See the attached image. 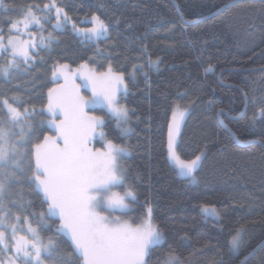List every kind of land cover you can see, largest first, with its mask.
Returning a JSON list of instances; mask_svg holds the SVG:
<instances>
[{
  "label": "trees",
  "instance_id": "obj_1",
  "mask_svg": "<svg viewBox=\"0 0 264 264\" xmlns=\"http://www.w3.org/2000/svg\"><path fill=\"white\" fill-rule=\"evenodd\" d=\"M52 2L3 0L7 12L0 24L7 27L29 8L42 15ZM55 3L69 23L55 30L56 12H48L49 45L38 48L29 65L0 78V124L14 133L13 141L21 139L20 130L8 123L4 100L22 114L28 109L20 122L25 136L35 132L34 144L55 135L44 123L48 89L56 84L54 69L86 63L99 72L111 67L126 77L128 92L120 103L129 111L131 133L124 134L104 109L91 112L105 119L103 140L128 150L122 166L136 194V211L141 218L151 208L164 235L163 244L150 249L147 264H166L171 257L179 264H264V0ZM94 15L108 25V35L88 41L75 30L89 27ZM209 67L213 70L206 73ZM176 106L187 109L179 154L191 160L203 153L195 185L178 174L168 157V125ZM103 140L97 139L95 148H104ZM34 170L33 157L19 170L9 169L16 179L6 182L0 216L7 214V224L19 216L20 229L30 223L43 243L54 241L56 251L45 256L47 264H61L60 258L75 261L61 220L48 215V202L30 182ZM202 207L217 209L219 218L204 216ZM237 230L242 242L235 251L229 241Z\"/></svg>",
  "mask_w": 264,
  "mask_h": 264
},
{
  "label": "snow or ice",
  "instance_id": "obj_2",
  "mask_svg": "<svg viewBox=\"0 0 264 264\" xmlns=\"http://www.w3.org/2000/svg\"><path fill=\"white\" fill-rule=\"evenodd\" d=\"M0 6H3V0H0ZM44 8L49 13L55 10V27H61L63 9L56 5L55 0L44 5ZM68 19L64 15V22ZM8 23L10 33L19 30V22L9 20ZM23 23L25 27L33 23L43 27L41 19L31 8L25 13ZM91 23L92 28L80 31L90 39L107 35L108 25L98 16H92ZM3 39L0 29V48H4ZM43 41L42 37L40 45L30 44L9 35L7 47L11 49L12 60L7 65L0 66V73L7 77L10 69L18 68L19 65L15 63L17 57L23 58L25 64H28L32 59L29 47H40ZM81 68L86 69L87 65H81ZM212 70L209 67L205 71L207 73ZM58 73L53 71V76L57 80L59 76H63L64 83L48 89L47 112L53 119L44 122L53 129L55 135H44L42 140L33 144L31 138L35 132L29 131L25 136L24 129L21 128L18 134L21 139L13 141L14 133L0 124V199L5 192L6 182H15L16 179V172L9 169L19 170L27 157H33L35 170L30 182L43 193L49 204V212L59 216L61 231H66L71 238V255L75 256V261L79 264H147L145 257L150 247L163 239L158 226L153 223L152 209L148 208L141 221L135 224L116 215L117 212L129 209L130 204L126 198L130 197L132 201L137 199L130 187L126 186L122 194L113 191L115 186L125 183V173L119 166V158L126 150L114 146L111 141L104 150L89 147L95 129L102 120L84 112L88 102L80 95V86L74 82L76 73L68 65H59ZM83 79L84 86H91L94 98L92 102L95 103L96 98L102 97L109 110L126 123L128 109L118 105L116 96V92L124 84L123 74L113 73L109 67L107 72L99 74L89 70L83 74ZM2 106L7 109L10 124H19L22 116L27 118V108L22 114L7 100L3 101ZM185 111L187 109L179 110V106L172 110V120L168 125V157L178 165L181 177L194 181L193 173L199 167L203 153L194 159L182 160L177 152L176 137L180 135V121L184 120ZM261 115L264 116V111ZM25 148H28L27 153L22 151ZM29 170H32L31 164ZM2 211L3 204L0 203V212ZM202 212L217 215L215 209L207 207ZM6 219V213L0 216V252L14 249L15 256L7 262L0 259V264H15V258L19 257L23 258L24 264H44L42 254L51 257L56 251L51 239L47 243L42 242L38 228L29 223L27 233L30 238L25 235L17 237V232L21 230L18 227L20 217L17 216L16 223L10 225L5 223ZM9 228L11 236L6 237ZM241 242V232L237 230L229 244L232 248H237ZM60 259L61 264H75L73 260ZM166 264H179V261L171 257Z\"/></svg>",
  "mask_w": 264,
  "mask_h": 264
},
{
  "label": "rangeland",
  "instance_id": "obj_3",
  "mask_svg": "<svg viewBox=\"0 0 264 264\" xmlns=\"http://www.w3.org/2000/svg\"><path fill=\"white\" fill-rule=\"evenodd\" d=\"M61 8V7H60ZM43 12L44 8L41 9ZM32 11L33 13L39 17L41 19V24L43 25V27H41L40 25H37V24H29L27 27L24 26V18H25V14L24 16L21 18V19H10L12 22H19L18 23V31L16 30H13L11 33L9 32V28H10V24L5 27L2 23L0 24V29H2V34H3V45H4V48H7V50L5 51L4 48H0V66H4V65H7L8 62L10 60H12V56H11V49L7 47V40L9 38V35H11L14 39H18V40H21V41H27L29 42L30 44H36V45H40L41 43V38L43 37L44 38V41H43V45H41L40 47H29V53L30 55L32 56V59L31 61L34 60V53H36L37 49L38 48H42V47H46L47 45H49V42L52 40L50 38V35L48 33V28H47V23H46V17H47V13L48 12H44L42 15L41 14H38L37 10L32 8ZM7 10L2 6H0V22L3 18V14L6 13ZM27 12V11H26ZM25 12V13H26ZM64 15H65V12L63 10V13L61 14V22H62V26L57 28L55 27L56 25V21L53 23V28L55 30H62L64 29L65 25L67 23H69L68 21L67 22H64ZM97 16V15H95ZM99 17V16H98ZM87 22L90 24L89 27H86V28H77L76 27V32L84 37L86 40L88 41H97L99 39H103V38H106L107 35H108V32H107V35L106 36H103V37H99V38H89L84 32L80 31L81 29H89V28H92L93 27V24L91 23V17L87 20ZM75 29V28H74ZM7 57V58H6ZM30 61V62H31ZM29 62V63H30ZM15 63L19 65L18 68H12L10 69L9 71H13V70H18L20 69L21 67L23 68V65L24 66H27L29 65L28 64H25V62L23 61V58L21 57H17L16 60H15ZM65 65V64H64ZM85 65V64H83ZM87 65V68L86 69H82L81 66L79 67H76V68H72L69 66V68L72 70L73 73H76L75 77H74V82L76 85L80 86L79 87V91H80V95L88 102L87 105L84 107V112L88 115V116H94V117H99L97 115H95L94 113H92L91 111L95 110V109H104L105 111H107V113L117 121L118 125L121 127L122 131L124 134H130L131 133V127H130V124H129V111H128V119H127V122L125 123L121 118L117 117L114 113H112L109 108L107 107L106 103L103 102V99L102 97H98L96 98V102L93 103V93H92V89H91V86H84L85 85V81L83 79V74H86L89 70H92L94 71L95 73L99 74V73H103V72H107V70L103 71V72H99L98 70H96L93 66H91L89 63H86ZM59 66V65H58ZM58 66L54 69V71H57L58 73ZM113 71V70H112ZM115 73V72H113ZM59 74V73H58ZM118 74V73H117ZM131 76L134 78L133 76V73L131 74ZM2 77H5L2 73H0V78ZM124 77V84L120 86L119 90L116 92V96H117V102H118V105L119 106H123L125 108H127L124 104L120 103V97L121 95H125L127 92H128V84H127V81H126V77L125 75H123ZM53 81L56 83L55 86L53 88H56L58 87L59 85H62L64 83V79H63V76H59V79L57 80L54 76H53ZM125 85H126V89H125ZM7 110V109H6ZM179 110L183 111L184 109H180ZM45 112L46 114L48 115V119L47 121L53 119V117L51 116V114H49L47 112V107L45 108ZM185 116H186V111H185V115H184V119H185ZM22 118V117H21ZM57 120L59 119V115H57ZM101 118L102 120V123L101 124H98L96 129H95V133L93 134L92 136V139H91V143L89 144V147L92 148L93 150L97 149L95 148L94 146V142L97 140V139H100V140H103V130H102V126L104 125L105 123V119L103 117H99ZM5 120V119H4ZM172 120V118H171ZM183 121V120H182ZM182 121H180V126H181V123ZM171 123V122H170ZM22 128V123L20 122L19 124H17V128L16 129H19L21 130ZM53 130V129H52ZM104 141V148H99L101 150H104L105 149V146L108 144V141ZM176 142L177 144L179 145V139H178V136L176 137ZM115 146V145H114ZM118 147V146H116ZM118 148H122V147H118ZM124 149V148H123ZM178 149V148H177ZM126 150V149H125ZM178 152V150H177ZM129 155V152L128 150L125 151V153L121 154L120 155V158H119V166L123 169V166H122V159ZM178 155L180 156V158L182 159L181 155L179 154L178 152ZM183 160V159H182ZM171 164L175 167V169L177 170L178 174H179V167L178 165L170 160ZM197 170V169H196ZM196 170L194 171L193 175L195 177V180L194 181H190V184L192 185H195L197 183V178H196ZM184 178V177H183ZM125 179V177H124ZM128 187V185L126 184V182L123 184V185H117L113 188V191H117V192H121V194L123 193V191L125 190V187ZM40 191V190H39ZM41 192V191H40ZM42 193V192H41ZM43 194V193H42ZM127 201L129 202L130 204V207L129 209L125 210L124 212H117L116 215H119L121 217L122 220H127L129 221L130 223H139L141 221V218L144 217L142 216L140 218V215L139 213L136 211V208L134 206V203L136 201H132L130 197L126 198ZM205 208V207H202V209ZM209 209H215L213 207H207ZM216 210V213L217 215H213L211 214V212H209L208 214H204V216L206 217H210V218H213V219H218L219 218V212ZM48 215L51 216V217H54V218H57V219H60L58 215H53L52 213L49 212V207H48ZM135 220H137V222H135ZM154 223V222H153ZM7 224V223H6ZM155 224V223H154ZM10 225V224H9ZM29 223H26V229L23 230L21 229L20 231L17 232V237H19L20 235H27L29 236L30 238V234L27 233V227H28ZM156 225V224H155ZM157 226V225H156ZM158 230L162 233V231L158 228ZM65 236H67L70 240V236L67 234L66 231H61ZM11 236V229H7L6 231V237H10ZM162 236H163V239L158 243V244H155V245H152L150 247V249L153 247V246H159V245H162L163 242H164V235L162 233ZM238 248V247H237ZM237 248H233L235 251L237 250ZM149 249V251H150ZM15 256V252H14V249L13 251H6V252H0V259L2 260H5L6 262L10 259V258H13ZM45 256L46 255H43L42 254V259L44 261V264H47V262L45 261ZM148 256V255H147ZM147 256L145 257L146 261H147ZM15 264H24V260L22 257H19V258H15Z\"/></svg>",
  "mask_w": 264,
  "mask_h": 264
}]
</instances>
